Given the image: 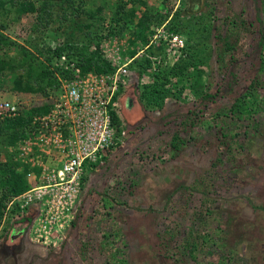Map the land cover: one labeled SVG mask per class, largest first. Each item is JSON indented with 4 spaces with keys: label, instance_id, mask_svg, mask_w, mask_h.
Masks as SVG:
<instances>
[{
    "label": "rangeland",
    "instance_id": "rangeland-1",
    "mask_svg": "<svg viewBox=\"0 0 264 264\" xmlns=\"http://www.w3.org/2000/svg\"><path fill=\"white\" fill-rule=\"evenodd\" d=\"M48 1L56 3L54 14L35 32L32 13L0 17V31L11 42L0 57L5 52L16 64L12 73H0V98L11 97L18 114L49 106L28 117L14 142L0 137V164L25 171L23 192L48 184L58 162L46 155L51 142L38 145L43 133L50 136L45 116L57 89L56 82H42L48 95L13 91V78L27 68L20 45L34 53L32 77L46 63L59 83L65 70L58 58L47 61L48 49L89 46L105 57L119 48L124 58L144 48L148 58L145 46L158 33L150 44L156 70L137 78L130 63L114 110L115 130L121 126L123 134L102 161L83 168L70 209L47 223L44 237L37 221H15L7 202L0 264H264V0H198L186 16L180 13L186 0H72L70 7L60 2L68 0ZM144 12L152 22L139 36ZM118 13L127 17L124 23ZM170 32L186 40L183 50H167L163 35ZM63 54V64L78 55ZM183 61L187 71L170 76L158 93L134 94L154 81L160 66ZM205 93L214 98L201 104ZM41 197L36 214L47 210L50 196Z\"/></svg>",
    "mask_w": 264,
    "mask_h": 264
},
{
    "label": "built area",
    "instance_id": "built-area-1",
    "mask_svg": "<svg viewBox=\"0 0 264 264\" xmlns=\"http://www.w3.org/2000/svg\"><path fill=\"white\" fill-rule=\"evenodd\" d=\"M160 30L157 28V31ZM157 36L160 34H154L145 48L157 42ZM163 41L168 45L167 50L180 51L184 46V39L178 33L170 32L163 35ZM144 50L141 48L133 56L124 58L119 48L111 54H106L105 57L114 66V70L109 73L93 71L83 73L75 62L63 64L66 59L64 54L58 58L59 67L63 66V70L69 71L71 76L58 77L59 91L52 104L53 108L45 116L47 118L45 120L52 121L49 129L51 131H48L50 136L43 133L38 137L39 146H42V141L46 144L51 142L52 148L48 146L46 155L51 154L58 162L51 169L52 178L48 184L32 187L20 196L12 198L8 204V209L15 205L13 208L23 214L30 206L35 205L38 199H42L41 196H50L46 203L47 210L39 209L41 214L35 213L32 217L33 222L38 223L36 230L40 232V237L47 233L48 222L53 223V220L70 209L76 197L74 195L79 190L83 168L102 161L105 152L117 145L111 111H116L119 97L115 101L113 98L120 88L128 84L127 80L131 73L129 65L133 59L142 57ZM146 56L152 62L143 75L156 70L157 64L153 62L155 56L149 54ZM18 111L19 108L13 100L0 98V120L15 117ZM30 143L34 145L31 140ZM13 228L14 225L12 230Z\"/></svg>",
    "mask_w": 264,
    "mask_h": 264
},
{
    "label": "trees",
    "instance_id": "trees-1",
    "mask_svg": "<svg viewBox=\"0 0 264 264\" xmlns=\"http://www.w3.org/2000/svg\"><path fill=\"white\" fill-rule=\"evenodd\" d=\"M62 4H66L67 7H70V3H72V0H68V3L60 1ZM48 0H0V17H7L11 13L17 14L18 16H21L22 14L25 13H32L34 15V23L32 24L30 30L32 32H35V30L38 29V26H45L48 23L49 17L47 16L50 15V18H52V15L54 14V10L51 9L56 3H50L48 4ZM186 7H184L181 10V15L186 16L189 12L193 11L195 7L198 6V0H186ZM121 7V6H120ZM51 11V13L49 12ZM143 16L139 18V21L137 25L139 26L140 33L138 34L139 36L141 35V32L144 30V34L141 36H145L147 31L149 30L150 24H151V19L149 12H144L142 13ZM118 17L122 19V22L124 23L127 17L122 16L121 14L118 13ZM181 17V16H180ZM66 20V19H64ZM259 21V18H258ZM2 26V24H0ZM175 29L177 31L180 30L181 24H177L176 26L174 25ZM262 30L260 29V32ZM262 36V35H261ZM142 38V37H141ZM146 39V37H145ZM186 40L184 39V45H185ZM10 40L8 39L7 36H5L1 31H0V51L4 50L5 47H7L10 44ZM262 43V37H259L257 40V45H261ZM151 47L149 51H146V53L154 56V52L152 51V48L154 46H148ZM147 47V48H148ZM21 49V53L23 56V59L21 61V64H24L27 68L22 74H18L13 78L12 82V89L13 91H22V92H37V91H44V86L42 85V82H45L46 85H53L54 82H56V94H58L59 91V83L57 80H55V71L54 69L51 70L49 65L40 64L38 66V70L35 71V76L32 77V73L34 72L35 67L33 66L32 57H34V53L32 50L28 47H24L22 45L19 46ZM66 49H69L70 52L73 50L74 53L77 52V59H76V65L80 68V70L83 73H86L88 71H93L97 73H109L114 70V66L111 64L110 60L107 59L106 57L103 56V54L96 48L93 50H88L89 46L84 47V49L81 51L80 47H77L76 45L70 44L69 46H55L53 49H48L47 54L49 57L47 58V61L51 63V60L53 58H59L63 53H65ZM86 49V50H85ZM184 49V46L182 47L181 50ZM4 52V51H3ZM66 54L69 56L70 54L66 52ZM3 57H0V73L4 70H9L11 73L14 71L16 68L13 61H8L5 58L9 57L7 54H3ZM147 55V54H146ZM133 56V53H130V57ZM141 59H144L145 61H142ZM26 60H29V62H26ZM150 60V59H149ZM148 58L145 56H142L139 60L133 59L132 62L136 67V75L137 78H140L141 73L144 71H147L149 67L151 66V60L149 61ZM185 62H176L170 66L167 67H159V70L154 72V81L150 84L147 82L145 84H141L137 86L140 88V92L135 89L134 94L138 96L144 97L146 93H149L151 91H155V93H158L159 90L164 86L166 81H168L169 77L174 75H178L184 70L187 71L188 65L184 64ZM59 69V68H58ZM259 75V74H257ZM63 77H70L71 73L69 71H63L62 73ZM48 77V78H46ZM54 79V81H53ZM164 80V81H163ZM257 82H259V79L256 78ZM37 83H40L37 85ZM33 84H35L33 86ZM128 86V84H127ZM126 86H123V88H120L116 95L114 96L113 100H117L120 94L124 91ZM45 95H48L46 91H44ZM214 94L211 93H205V94H200V103L204 104L207 102V100L211 97H213ZM8 99L10 100L11 97H1V99ZM214 98V97H213ZM129 104H132L133 100L131 97L128 99ZM232 106H235L233 104ZM49 106H44L41 108H34L31 107L26 114H18L15 117L12 118H5L3 119L2 122H0V137L2 136H7V141L12 143L16 139H18L20 136H23L24 133V126L27 125L28 119L30 116L38 113L41 109L46 110ZM113 123L117 124V116L115 114V111H111ZM118 115V114H117ZM29 117V118H28ZM122 127L120 126L119 128L116 126L115 134L117 137L121 136L122 134ZM174 140L175 136L173 137ZM173 145H175L173 143ZM28 188L27 182L25 180V171H21L17 169V164H9V162H6L4 164H0V220L1 216L3 214V210L7 205V202L10 201L12 198L17 196L18 194L22 193L25 189ZM15 207V205L13 206ZM10 209V213H13L11 211H14L15 213V221L20 222V223H30L32 221V217L35 215V205L33 204L32 206L29 207L26 213L20 214L19 211L15 210V208Z\"/></svg>",
    "mask_w": 264,
    "mask_h": 264
},
{
    "label": "flooded vegetation",
    "instance_id": "flooded-vegetation-1",
    "mask_svg": "<svg viewBox=\"0 0 264 264\" xmlns=\"http://www.w3.org/2000/svg\"><path fill=\"white\" fill-rule=\"evenodd\" d=\"M121 99V98H120ZM129 97L126 99V102L129 104V101H128ZM121 100H118V106H119V103H120Z\"/></svg>",
    "mask_w": 264,
    "mask_h": 264
},
{
    "label": "crops",
    "instance_id": "crops-1",
    "mask_svg": "<svg viewBox=\"0 0 264 264\" xmlns=\"http://www.w3.org/2000/svg\"><path fill=\"white\" fill-rule=\"evenodd\" d=\"M125 86H127V85H125Z\"/></svg>",
    "mask_w": 264,
    "mask_h": 264
}]
</instances>
